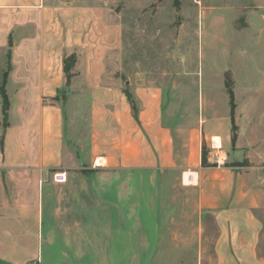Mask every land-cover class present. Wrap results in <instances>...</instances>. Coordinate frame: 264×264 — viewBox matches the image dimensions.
Returning a JSON list of instances; mask_svg holds the SVG:
<instances>
[{
    "label": "crops",
    "instance_id": "0c3cea01",
    "mask_svg": "<svg viewBox=\"0 0 264 264\" xmlns=\"http://www.w3.org/2000/svg\"><path fill=\"white\" fill-rule=\"evenodd\" d=\"M46 1L0 0V51L13 33L21 37L0 64L2 81L9 51L4 130L0 100V264H264V134L258 130L240 128L232 147L224 132L200 136L198 125L182 154L157 99L130 107L114 89L124 107L100 121L92 112L88 153L95 169L130 172L121 178L131 180L127 188L118 184L119 173L66 171L73 157L64 111L58 103L38 104L44 97L57 101L62 80L49 75L52 60L45 58L65 45L61 29L57 41L51 37ZM157 169L178 170L182 182L189 174L183 184L192 185L196 208H135L132 173ZM59 170L66 173L63 184L52 181Z\"/></svg>",
    "mask_w": 264,
    "mask_h": 264
},
{
    "label": "rangeland",
    "instance_id": "374dc122",
    "mask_svg": "<svg viewBox=\"0 0 264 264\" xmlns=\"http://www.w3.org/2000/svg\"><path fill=\"white\" fill-rule=\"evenodd\" d=\"M46 3L54 24L51 37L57 41L61 29L65 45L63 51L56 48L45 58L52 60L49 75L62 80L57 101L44 97L38 104L43 108L58 103L64 111L66 148L73 157L66 171L119 173L118 184L127 188L131 180L121 178L130 172L95 169L88 153L92 112L100 121L115 108L124 107L120 99L112 96L114 89L125 97L126 93L131 96L130 107L139 108L143 99H157L160 119L163 108L164 123L174 145L185 150L182 154L189 146V133L198 125L200 136L217 128L230 136L231 142L234 133L232 147L240 128L264 134V0ZM24 31L29 35L30 25ZM16 34L10 37L11 45L0 51V64L5 61L7 50L13 49L16 39L21 38H16ZM8 55L11 60V53ZM68 57V64L74 65L66 87L59 66ZM133 92H139L140 100L132 97ZM213 137L217 136L208 140L211 147ZM194 142L199 144L198 134ZM201 152L205 153L203 140ZM132 174L135 208H196V193L190 189L192 185L183 184L178 170Z\"/></svg>",
    "mask_w": 264,
    "mask_h": 264
},
{
    "label": "trees",
    "instance_id": "16d2710c",
    "mask_svg": "<svg viewBox=\"0 0 264 264\" xmlns=\"http://www.w3.org/2000/svg\"><path fill=\"white\" fill-rule=\"evenodd\" d=\"M9 53V52H8ZM7 53V68H6V72L3 74V79L2 81H0V100H1V110H2V127H3V130L7 127L8 123V108H9V103H8V100H7V96H6V93H5V81L7 79V75L9 73V71L11 70V64H10V54L8 55ZM9 56V57H8ZM71 57H68L67 59L64 60V62H62V69H63V72H64V78H65V85L66 87L70 85V80H71V76H70V72L72 70V67L74 65V63H70L68 64V59H70ZM229 95V100H230V116H231V120H232V114H233V107H232V94L231 92L229 91L228 93ZM126 97L128 99V101L130 102L131 100V96L126 93ZM132 103V102H131ZM2 140H3V135L1 136V140H0V146L2 145ZM235 141V134L233 133L232 134V137H231V142L233 144V142ZM202 163L205 164V161H204V156H202ZM232 166H239V164L237 163H234L232 164Z\"/></svg>",
    "mask_w": 264,
    "mask_h": 264
},
{
    "label": "built area",
    "instance_id": "2783aa9c",
    "mask_svg": "<svg viewBox=\"0 0 264 264\" xmlns=\"http://www.w3.org/2000/svg\"><path fill=\"white\" fill-rule=\"evenodd\" d=\"M66 180V174L64 172H55L52 175V181L56 184H63Z\"/></svg>",
    "mask_w": 264,
    "mask_h": 264
},
{
    "label": "bare ground",
    "instance_id": "6f19581e",
    "mask_svg": "<svg viewBox=\"0 0 264 264\" xmlns=\"http://www.w3.org/2000/svg\"><path fill=\"white\" fill-rule=\"evenodd\" d=\"M189 175V174H188ZM188 175H183V182L184 183H188V179H187V177H188ZM190 181H191V183H194L195 182V177H194V175L192 176V179H190Z\"/></svg>",
    "mask_w": 264,
    "mask_h": 264
},
{
    "label": "water",
    "instance_id": "95a60500",
    "mask_svg": "<svg viewBox=\"0 0 264 264\" xmlns=\"http://www.w3.org/2000/svg\"><path fill=\"white\" fill-rule=\"evenodd\" d=\"M67 94V91L66 92H64V94L63 95H66Z\"/></svg>",
    "mask_w": 264,
    "mask_h": 264
}]
</instances>
